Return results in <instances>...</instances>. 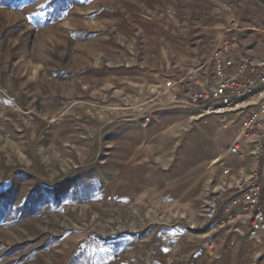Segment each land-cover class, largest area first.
<instances>
[{
  "label": "rangeland",
  "instance_id": "obj_1",
  "mask_svg": "<svg viewBox=\"0 0 264 264\" xmlns=\"http://www.w3.org/2000/svg\"><path fill=\"white\" fill-rule=\"evenodd\" d=\"M225 41L264 0H0V264H264L220 196L259 142L186 99Z\"/></svg>",
  "mask_w": 264,
  "mask_h": 264
},
{
  "label": "built area",
  "instance_id": "obj_2",
  "mask_svg": "<svg viewBox=\"0 0 264 264\" xmlns=\"http://www.w3.org/2000/svg\"><path fill=\"white\" fill-rule=\"evenodd\" d=\"M213 63V84L187 91L186 99L191 105L200 107L203 113L222 121L230 115L240 116L244 133L259 142L255 149V172L223 187L220 196L235 205L237 215H249L252 239L261 242L264 239V56L247 55L240 51L235 41H225L215 46ZM174 84L171 79L165 82L169 88ZM172 97H177L176 91H172ZM229 152L237 154L239 146L231 145ZM206 209L209 217L218 214L214 201L209 202ZM224 211V217L229 218L230 208Z\"/></svg>",
  "mask_w": 264,
  "mask_h": 264
},
{
  "label": "crops",
  "instance_id": "obj_3",
  "mask_svg": "<svg viewBox=\"0 0 264 264\" xmlns=\"http://www.w3.org/2000/svg\"><path fill=\"white\" fill-rule=\"evenodd\" d=\"M244 147L245 149H247V151L249 150L248 152H246L247 155L244 153L243 156H241L242 159H237L234 163H232V165L230 166V169L232 170H230L231 175L226 177V182L233 183L237 179L249 177L250 174L254 171L257 159L256 157L249 155L251 153L253 154V151L251 149L252 144H245Z\"/></svg>",
  "mask_w": 264,
  "mask_h": 264
},
{
  "label": "trees",
  "instance_id": "obj_4",
  "mask_svg": "<svg viewBox=\"0 0 264 264\" xmlns=\"http://www.w3.org/2000/svg\"><path fill=\"white\" fill-rule=\"evenodd\" d=\"M4 1H5V2H8V1H10V2H11V1H16V0H4Z\"/></svg>",
  "mask_w": 264,
  "mask_h": 264
}]
</instances>
